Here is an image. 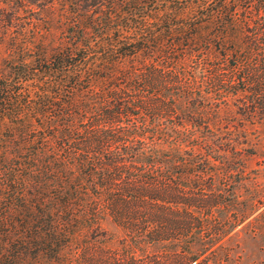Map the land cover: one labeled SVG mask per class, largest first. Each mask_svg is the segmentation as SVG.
Segmentation results:
<instances>
[{"label": "trees", "instance_id": "trees-1", "mask_svg": "<svg viewBox=\"0 0 264 264\" xmlns=\"http://www.w3.org/2000/svg\"><path fill=\"white\" fill-rule=\"evenodd\" d=\"M68 1L0 76V264H237L214 114L264 119V0Z\"/></svg>", "mask_w": 264, "mask_h": 264}, {"label": "rangeland", "instance_id": "rangeland-1", "mask_svg": "<svg viewBox=\"0 0 264 264\" xmlns=\"http://www.w3.org/2000/svg\"><path fill=\"white\" fill-rule=\"evenodd\" d=\"M70 9L68 0H0V76L11 73L7 60L14 55L15 49L10 51L13 42L57 41ZM214 115L222 126L216 132L226 138L223 141L229 140L237 149H242L241 156L246 163L243 173L246 179L237 188V208L245 210L248 218L224 243L231 249L233 263L264 264V119L249 118L233 105L220 108ZM244 140L247 143H242ZM78 251L75 264H86L85 249ZM23 264L69 263L43 260Z\"/></svg>", "mask_w": 264, "mask_h": 264}]
</instances>
